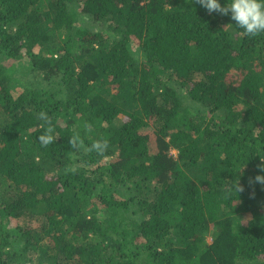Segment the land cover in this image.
Masks as SVG:
<instances>
[{"label": "trees", "instance_id": "trees-1", "mask_svg": "<svg viewBox=\"0 0 264 264\" xmlns=\"http://www.w3.org/2000/svg\"><path fill=\"white\" fill-rule=\"evenodd\" d=\"M229 24L0 0V264H264V32Z\"/></svg>", "mask_w": 264, "mask_h": 264}, {"label": "clouds", "instance_id": "clouds-1", "mask_svg": "<svg viewBox=\"0 0 264 264\" xmlns=\"http://www.w3.org/2000/svg\"><path fill=\"white\" fill-rule=\"evenodd\" d=\"M197 2L209 13L216 12L230 16V19L235 21V25L229 24L227 27L234 26L242 30L238 34L256 35L264 32V0H224L223 5L221 0H197ZM39 116L47 120L46 113L41 112ZM53 139V136L47 132L39 136L40 142L44 145L51 143ZM90 147L102 152L107 147V141H94ZM258 168L264 173V163L259 164ZM254 181L264 185V175L257 174ZM235 191H243V188L237 185Z\"/></svg>", "mask_w": 264, "mask_h": 264}, {"label": "rangeland", "instance_id": "rangeland-1", "mask_svg": "<svg viewBox=\"0 0 264 264\" xmlns=\"http://www.w3.org/2000/svg\"><path fill=\"white\" fill-rule=\"evenodd\" d=\"M18 70H19V69L16 68V69H15V73L18 72ZM12 77H15V76L12 75ZM13 81H14V80H13ZM11 84H12V86H13V88H14L15 90L20 89L19 84L15 83V82H12ZM172 153H173V155H175V152H174V151H172ZM207 240L210 241V238L208 237Z\"/></svg>", "mask_w": 264, "mask_h": 264}]
</instances>
